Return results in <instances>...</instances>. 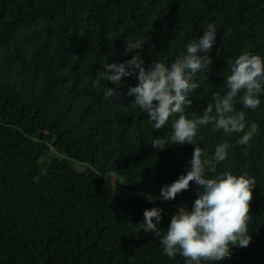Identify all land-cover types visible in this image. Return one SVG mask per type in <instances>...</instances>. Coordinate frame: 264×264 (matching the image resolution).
Returning a JSON list of instances; mask_svg holds the SVG:
<instances>
[{
    "label": "trees",
    "instance_id": "16d2710c",
    "mask_svg": "<svg viewBox=\"0 0 264 264\" xmlns=\"http://www.w3.org/2000/svg\"><path fill=\"white\" fill-rule=\"evenodd\" d=\"M208 23L217 29L213 63L194 81L201 86L189 118L202 115L214 93L226 94L225 76L240 54L264 58V0H0V264H185L160 244L166 213L159 237L138 229L146 210L163 207L132 192L162 191L187 174L196 146L211 159L222 142L230 148L217 173L247 171L257 183L249 246L215 264H264V92L256 110L237 97V110L258 125L247 146L237 144L243 133L209 124L194 144L161 150L152 140L171 134L173 118L156 130L133 105L128 90L137 76L119 87L94 83L105 64L134 55L146 69L159 60L170 66ZM137 38L146 41L142 51L129 52L126 42ZM112 173L132 196L117 193ZM200 191L193 181L176 198L190 211Z\"/></svg>",
    "mask_w": 264,
    "mask_h": 264
},
{
    "label": "clouds",
    "instance_id": "9594fccd",
    "mask_svg": "<svg viewBox=\"0 0 264 264\" xmlns=\"http://www.w3.org/2000/svg\"><path fill=\"white\" fill-rule=\"evenodd\" d=\"M216 41V25L208 23L203 36L188 43L186 52L177 56L170 66L159 60L146 69L145 61L134 55L124 63L105 64V71L96 75L94 83L98 87L103 80L119 87L123 78L137 76V85L128 90L129 96H135L133 105L149 115L148 122L153 123L156 130L168 125L173 118L171 134L163 139L153 138L151 144L157 149L163 150L169 144H194L200 127L209 124L213 125L214 131L223 130L225 134L243 133L237 144L247 146L256 135L258 125L247 123L245 111H238L236 103L238 95L243 93L239 95V103L244 109L259 107V94L264 92V58L260 55L249 51L240 54L225 76L226 94L214 93V103H209L202 115L193 112V118H189L185 114L186 108L192 106V93L201 86L194 82L198 73L208 70L213 63L210 54ZM126 43L128 51L133 52L142 51L146 41L137 38ZM114 95L115 89L107 87L105 96ZM229 148L228 142L218 144L209 159L207 150L196 146L190 170L171 185L164 186L163 200L159 201V196L153 193V197L147 196L150 202L153 199L160 203L175 200L193 181L202 189L192 209L180 208L160 239L169 258L179 254L185 264H215L230 258L233 247L249 246L252 239L248 232V223L252 219L250 205L257 181L247 171L240 175L231 170L217 173V165L227 160ZM162 213L160 208L146 210L144 222L137 226L138 229L154 232L159 237Z\"/></svg>",
    "mask_w": 264,
    "mask_h": 264
},
{
    "label": "rangeland",
    "instance_id": "374dc122",
    "mask_svg": "<svg viewBox=\"0 0 264 264\" xmlns=\"http://www.w3.org/2000/svg\"><path fill=\"white\" fill-rule=\"evenodd\" d=\"M85 166L84 165H79L77 166L78 171H84L85 170ZM108 180L111 183V185L114 187V189L117 191V193H123V194H128L129 192H123L121 189L124 187L123 183L121 182V178L119 177L118 174L116 173H112L108 176ZM138 192H140V194L142 196H145L147 194H154L155 196H159L161 198V191L158 190L155 187H151V188H145V189H141L138 190ZM134 194V192H132V195ZM131 194H128V196H132ZM153 197V196H152ZM152 202H157L156 199H153ZM159 207H163V210H168V212H164L162 214H167V216H169L170 218H172L174 215H176L178 213V210L182 207H185L181 201L179 199H175V200H164L163 203H160Z\"/></svg>",
    "mask_w": 264,
    "mask_h": 264
},
{
    "label": "built area",
    "instance_id": "2783aa9c",
    "mask_svg": "<svg viewBox=\"0 0 264 264\" xmlns=\"http://www.w3.org/2000/svg\"><path fill=\"white\" fill-rule=\"evenodd\" d=\"M133 195H135V196H140V197H146L147 198V196L149 195V194H147V195H145V196H142L141 194H140V192H134V194ZM151 196H152V194H150ZM159 201H162L163 199L162 198H160V197H158L157 198Z\"/></svg>",
    "mask_w": 264,
    "mask_h": 264
}]
</instances>
